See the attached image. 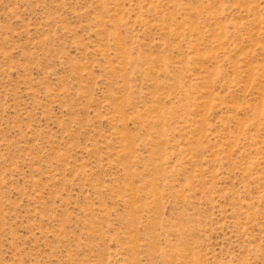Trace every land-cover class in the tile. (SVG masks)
<instances>
[{
  "label": "rangeland",
  "instance_id": "1",
  "mask_svg": "<svg viewBox=\"0 0 264 264\" xmlns=\"http://www.w3.org/2000/svg\"><path fill=\"white\" fill-rule=\"evenodd\" d=\"M0 264H264V0H0Z\"/></svg>",
  "mask_w": 264,
  "mask_h": 264
}]
</instances>
